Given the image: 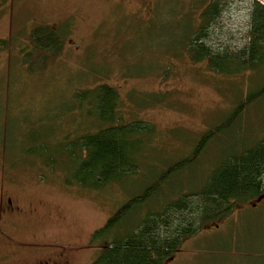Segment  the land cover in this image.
Wrapping results in <instances>:
<instances>
[{"label":"rangeland","instance_id":"rangeland-1","mask_svg":"<svg viewBox=\"0 0 264 264\" xmlns=\"http://www.w3.org/2000/svg\"><path fill=\"white\" fill-rule=\"evenodd\" d=\"M206 1L0 2V41L16 39L11 51L0 49V185L27 213L23 222L30 229L14 238L37 242L33 248L43 255L37 261L61 251L76 253L69 256L70 264H92L101 251L91 245L92 234L128 197L185 156L249 91L263 89L211 142L197 172L193 167L176 172L163 192L172 186L180 189L194 174L201 177L213 161L240 149L242 141L251 146L264 137V62L255 72L218 75L206 62H193L186 51V34L200 22ZM247 19L246 1H230L215 40L222 39L230 50L241 49L247 43ZM38 26L60 27L68 34L60 56L40 71L31 70L35 59L26 62L22 54L23 48L32 50L28 35ZM101 83L121 95L123 122L141 120L155 126L158 147L130 179L89 191L63 183L59 170L66 165L58 144L59 136H75L74 131H84L94 121L89 106L78 107L74 96ZM40 143L55 148L48 155L55 158L57 171L27 154ZM255 203L239 206L220 225L206 226L166 264H264V197ZM4 252L0 241V255Z\"/></svg>","mask_w":264,"mask_h":264},{"label":"trees","instance_id":"trees-1","mask_svg":"<svg viewBox=\"0 0 264 264\" xmlns=\"http://www.w3.org/2000/svg\"><path fill=\"white\" fill-rule=\"evenodd\" d=\"M230 1L233 0L205 2L198 15L200 22L186 34V51L193 62H206L209 70L218 75L255 72L264 62V4L245 0L247 43L241 49L230 50L222 39L215 40L216 33H222L219 28L229 11ZM67 36L60 27L32 29L28 35L32 50H22L26 62L35 59L30 69L43 70L59 57ZM15 41L1 40L0 49L11 51ZM262 90L249 91L221 123L198 137L185 156L169 164L154 182L146 183L142 190L124 201L104 226L92 234L91 245L101 250L92 264H166L187 240L196 237L206 226L220 225L239 206H253L264 197V137L251 146L242 141L240 149L226 158L212 159V167L206 173L201 171V177L194 174L186 184L181 183L180 189L172 186L169 193L163 192L176 172L192 167L197 172L211 142L262 95ZM75 93L74 103L78 107L89 106L95 119L84 131H74L75 136L68 133L59 136L60 158L66 165L65 170H59L63 183L100 191L136 175L145 166L151 150L158 147L155 126L141 120L123 122L121 95L106 83ZM74 106L72 109H76ZM39 145V148H28L27 154L42 166L57 171L55 158L48 155L55 148L47 143ZM192 179H195L194 187H191Z\"/></svg>","mask_w":264,"mask_h":264},{"label":"flooded vegetation","instance_id":"flooded-vegetation-1","mask_svg":"<svg viewBox=\"0 0 264 264\" xmlns=\"http://www.w3.org/2000/svg\"><path fill=\"white\" fill-rule=\"evenodd\" d=\"M4 187V184L0 185V241L5 250L0 255V264H70L68 258L70 255L76 254L74 252L47 253L48 256L44 255L43 259L37 261L36 259L40 255L39 252L42 251L33 247L39 246V244L14 238L16 233H25L30 229L27 223L23 222V219L28 216L18 206V203H15L11 196L5 193ZM17 256H20V258L14 263L11 262V258ZM33 261L34 263H32Z\"/></svg>","mask_w":264,"mask_h":264},{"label":"water","instance_id":"water-1","mask_svg":"<svg viewBox=\"0 0 264 264\" xmlns=\"http://www.w3.org/2000/svg\"><path fill=\"white\" fill-rule=\"evenodd\" d=\"M263 198V197H262ZM262 198H260L258 201L260 202L261 200H262ZM254 205H256V204H254Z\"/></svg>","mask_w":264,"mask_h":264}]
</instances>
